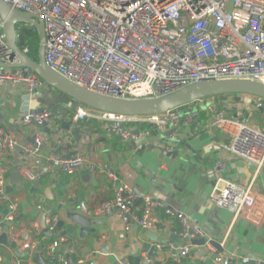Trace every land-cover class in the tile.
<instances>
[{
  "label": "built area",
  "instance_id": "2783aa9c",
  "mask_svg": "<svg viewBox=\"0 0 264 264\" xmlns=\"http://www.w3.org/2000/svg\"><path fill=\"white\" fill-rule=\"evenodd\" d=\"M10 9L35 16L43 24L45 36L44 61L60 77L89 92L120 100L153 99L169 95L179 89L202 81H250L264 86V0H0ZM21 24H15L16 29ZM17 37V31H16ZM25 54L27 49L22 50ZM6 44L0 19V64H15ZM21 85L29 96H36L43 88L42 81L27 69L0 67V87ZM209 99L207 125L226 135L230 145L224 148L231 157L264 171V133L239 119L226 117L216 108L215 98L199 99L192 105L168 111L160 116L124 117L77 108L73 121L97 118L108 122V133L137 143L147 139L154 127L161 133L167 125L178 127L182 120L194 123L199 112L194 107ZM264 110V100L253 101ZM51 113L28 112L21 116L24 125L51 121ZM132 124L131 127L128 125ZM176 136V131L172 133ZM18 146L15 138L0 132V204H6L12 221L16 204L6 194L3 155ZM140 148L141 144H136ZM44 147L42 134L33 136L26 151L32 156ZM171 154V149L166 150ZM50 164L33 174L20 168V174L31 183L43 174L55 171L67 177L80 173L84 166L81 156L62 153L50 157ZM220 166L216 171L220 172ZM91 173L105 175L117 188L113 198L95 209L88 210L82 203L80 212L90 217H108L116 213L124 231L134 226L154 233L164 229L152 215L157 203L140 198L126 183H117V176L107 167H90ZM210 201L221 210L249 221L262 215L263 201L257 196L253 183L237 185L217 179L210 193ZM42 213L47 211L38 207ZM167 216H175L182 226L181 245L177 260L189 257L192 241L204 240L211 254L205 264H264L246 257L218 251L205 232L188 223L178 212L164 209ZM55 218L47 221L49 234L55 232ZM162 228V229H161ZM60 243L47 245V264L58 260L66 264L56 250ZM29 243L24 250L33 249ZM155 250L173 249L171 244L156 243ZM216 248V249H215ZM82 264V262H81ZM115 264H128L119 261ZM140 264H154L150 256L142 254Z\"/></svg>",
  "mask_w": 264,
  "mask_h": 264
},
{
  "label": "crops",
  "instance_id": "0c3cea01",
  "mask_svg": "<svg viewBox=\"0 0 264 264\" xmlns=\"http://www.w3.org/2000/svg\"><path fill=\"white\" fill-rule=\"evenodd\" d=\"M38 94H42L41 99ZM25 95L27 94L21 85L8 84L0 87V132L9 133L18 143L13 151L3 155L5 188L9 189V192H5L9 201L14 202L17 208L13 224L9 226L6 224L9 211L7 216L2 214L8 206L0 204V223L5 224L11 242L16 243L26 238L17 247L19 256L15 255V251L0 245V264H38L35 261L38 246L42 247L40 257L47 264L49 254L46 247L53 241L60 243L56 252L62 255L65 262L62 249H68L72 264H115L119 261L140 264L142 254L148 255L145 247H155L161 241L165 245L171 244L173 249L165 248L160 252L155 250L156 258L150 257L154 264L207 263L211 257L207 248L192 243L189 257L177 260V252L186 241L180 237L181 224L175 216H167L164 209L181 213L188 223L199 227L208 240L219 246L216 250L237 258L246 257L264 263V171L257 172L253 165L231 157L222 148L228 147L230 141L221 131L208 129V100L192 106L199 112L198 116L191 124L182 120L176 136H172V132L167 136V132L173 128L171 125H167L161 133L154 127L145 125L144 128L150 130V135L140 148L133 142L123 141L108 133V122L97 118L73 121L75 112L66 111L63 118H67L70 123L54 119L51 122V132L63 125L64 128L65 124L75 125L76 130L66 133L63 129L61 135L53 138L42 134L44 147L41 153L27 158L18 149L26 143V138L41 132L20 122L22 98ZM29 97V107L34 101L44 105L54 103L51 95L44 92L38 91L36 96ZM230 102L229 97L214 100L217 109H221L219 104L223 107L231 106ZM235 106L234 104L230 108ZM81 107L84 106H79ZM128 126L131 127L132 124ZM61 136H67V141H59ZM76 136L81 137L78 143L74 142ZM158 137L161 139L157 141ZM67 144L70 145L69 150L65 148ZM57 145L60 147L59 155L65 153L83 158L84 166L79 174L67 177L55 171L40 175L32 183L20 174V186L13 184L11 174L15 171L20 173V168L38 174L42 167L48 166L50 157H55ZM168 149H171V154L167 153ZM91 166H107L117 176V183H126L140 198H149L157 203L152 215L164 229L156 232V242L151 241L147 232L138 227L124 231L116 213L99 218L80 212L78 207L82 203L88 210H92L111 200L117 188L105 175L91 173ZM217 166L221 167L220 172L216 171ZM217 179L237 185L253 183L255 193L263 201L260 212L262 215L253 217L251 221L245 218L234 220L229 212L216 208L210 201V193ZM35 183L38 186H34ZM38 207L46 210L47 214L42 213ZM70 213L89 219V229L94 230V234L88 232L82 238L79 237L80 227L66 217ZM41 215L44 216L45 227L47 221L53 218L56 223L63 222V225L56 228L55 223L54 235L48 233L46 236L39 222ZM68 227L73 228L72 234L61 237ZM174 237L178 240H174ZM27 243L34 248L25 254L23 245ZM192 249H196V252H192ZM55 264L62 263L58 260Z\"/></svg>",
  "mask_w": 264,
  "mask_h": 264
},
{
  "label": "water",
  "instance_id": "95a60500",
  "mask_svg": "<svg viewBox=\"0 0 264 264\" xmlns=\"http://www.w3.org/2000/svg\"><path fill=\"white\" fill-rule=\"evenodd\" d=\"M0 19L2 21V30L3 35L6 41V44L10 50L11 59H16L17 63L15 64H0L2 68H8L11 72H14L15 69H27L29 72L34 73L43 84L49 86L50 89H46L44 93L51 95L54 103L49 102L47 105L43 103H38L34 101L30 107V97L29 95H25L23 99V109L22 116L26 115L28 112H40L44 108L50 111L51 113V121L44 122L41 124L31 123L30 125L38 129L41 134L48 135L50 138L58 137L63 132V129L66 133H70L71 131L76 130L75 125L65 124L63 126L55 129V131L51 132L52 124L51 122L54 119H60L61 122L65 121L70 123L67 118H63L66 115V111L70 113H74L79 106L88 107L92 110L104 112L113 115H119L124 117H145V116H160L165 114L168 111H172L183 106L192 105L197 102L199 99L206 98H216L221 97L224 98L227 95H245V96H253L259 99L264 100V86L259 83H254L250 81H202L199 83H194L185 88L179 89L169 95L162 96L159 98L153 99H141V100H120L113 99L109 97H104L92 92H89L85 89H82L66 79L60 77L56 73L52 72L45 64L44 61V51H45V36L43 32V24L42 22L33 15L19 13L18 11L10 9L7 5H5L2 1H0ZM15 24H23L33 28L39 39L38 51H37V61H32L21 49L17 46V37H16V27ZM264 29V27H263ZM39 99L42 98V94L37 95ZM68 102H67V101ZM251 99L249 97L245 98V103H250ZM264 113V110H259ZM178 127L172 128L170 132H167V136L170 133L177 131ZM62 138H58V140L67 141V136H61ZM80 136H76L74 142L78 143L80 141ZM158 137L156 140H160ZM148 139H141L136 144H142ZM33 143V137L26 138V143L22 145V148L18 149V152L23 153L25 157L31 158L32 155L25 151L26 146ZM56 153L55 156L59 155L60 147L58 145L55 147ZM65 148L69 150L70 145H65ZM163 153L164 151L161 150ZM72 155L74 153H71ZM169 154V153H168ZM71 156V155H70ZM14 178V185L20 186L21 184V175L18 171H15L11 174ZM34 186H38L37 183ZM6 192H9V189H6ZM8 210H4L2 212L3 215L7 216ZM67 219L80 227L79 237H83L88 232L90 234H94V230H90V220L78 215V214H67ZM39 222L43 229V234L48 236V231L44 225V216L41 215ZM6 224L11 226L13 221H6ZM63 225V222L58 221L56 223V228H59ZM0 229L2 233L0 234V245L5 246L12 251H15V255L19 256L20 253L17 251V247H20L23 240L26 238H22L21 241L11 242L8 237V231L5 227L4 223H0ZM9 230V229H8ZM73 231L72 227H68L62 234L65 236L66 234L71 235ZM147 237L156 242V235L154 233H147ZM174 240H178L177 237H174ZM161 244L164 242L161 241ZM217 248L219 246L213 242ZM192 245L195 246H203L204 240H196L192 242ZM42 250L41 246L37 247V255L35 258L36 263L38 264H46L40 257V252ZM145 251H147L148 256L155 259L156 255L154 254L155 248L146 246ZM28 250H25V254H27ZM62 252L65 254L66 263L72 264L68 255V249L63 248ZM192 252H196V249H192Z\"/></svg>",
  "mask_w": 264,
  "mask_h": 264
},
{
  "label": "rangeland",
  "instance_id": "374dc122",
  "mask_svg": "<svg viewBox=\"0 0 264 264\" xmlns=\"http://www.w3.org/2000/svg\"><path fill=\"white\" fill-rule=\"evenodd\" d=\"M42 91V88L39 90V93L44 92L47 89H50L49 86H46ZM38 93V92H37ZM47 94V93H44ZM229 97L230 105H236L235 108H230L231 106H222L221 111H224L226 117L239 119L241 122H245L250 125L252 128L257 129L259 132L264 133V113L260 112L258 108L255 107L253 101L256 97L245 96V95H227L226 99ZM249 97L251 99L250 103H245V98ZM67 101V100H66ZM209 101V99H208ZM68 102V101H67Z\"/></svg>",
  "mask_w": 264,
  "mask_h": 264
},
{
  "label": "trees",
  "instance_id": "16d2710c",
  "mask_svg": "<svg viewBox=\"0 0 264 264\" xmlns=\"http://www.w3.org/2000/svg\"><path fill=\"white\" fill-rule=\"evenodd\" d=\"M17 31V46L19 49H27L26 55L32 60L37 61V51L39 45V39L36 31L26 25H20ZM216 97L215 99H220ZM202 264V263H201Z\"/></svg>",
  "mask_w": 264,
  "mask_h": 264
}]
</instances>
